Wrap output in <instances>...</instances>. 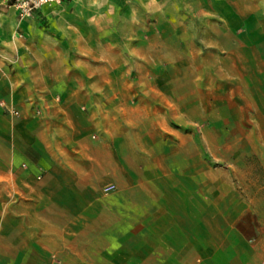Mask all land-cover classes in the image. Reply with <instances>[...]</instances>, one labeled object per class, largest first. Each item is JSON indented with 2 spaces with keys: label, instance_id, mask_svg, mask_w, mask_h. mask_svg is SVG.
Listing matches in <instances>:
<instances>
[{
  "label": "crops",
  "instance_id": "crops-1",
  "mask_svg": "<svg viewBox=\"0 0 264 264\" xmlns=\"http://www.w3.org/2000/svg\"><path fill=\"white\" fill-rule=\"evenodd\" d=\"M13 1L0 0V102L20 112L0 107V264H264V66L237 57L249 64L239 100L229 91L209 103V123L238 112L256 144L246 195L216 197L215 186L201 202L191 179L188 200L168 199L113 148L140 123L124 119L125 104L116 123L105 102L123 93L105 86L121 72L105 75L103 41L89 35L97 15L88 23L73 0L21 20Z\"/></svg>",
  "mask_w": 264,
  "mask_h": 264
},
{
  "label": "rangeland",
  "instance_id": "rangeland-1",
  "mask_svg": "<svg viewBox=\"0 0 264 264\" xmlns=\"http://www.w3.org/2000/svg\"><path fill=\"white\" fill-rule=\"evenodd\" d=\"M80 3L88 23L96 24L91 15L99 20L89 35L103 41L104 58L111 63L105 60V75L121 72L105 80V86L123 93L105 97L113 119L118 123L115 108L125 104L124 119L140 123L122 130L125 144L113 145L136 171V180L161 184L168 199L188 200L191 179L199 185L201 202L213 197L215 186L216 197L245 196L241 172L259 166L256 144L247 140V123H236L238 112L228 123H209V103L229 91L239 100L240 68L249 64L241 65L237 57H254L253 66H264V0ZM217 114L225 113L218 109ZM192 167L197 176L186 174Z\"/></svg>",
  "mask_w": 264,
  "mask_h": 264
},
{
  "label": "built area",
  "instance_id": "built-area-1",
  "mask_svg": "<svg viewBox=\"0 0 264 264\" xmlns=\"http://www.w3.org/2000/svg\"><path fill=\"white\" fill-rule=\"evenodd\" d=\"M73 0H14L13 6L18 11L21 20L34 18L35 14L44 6L62 5ZM0 107L14 116H19L20 112L10 108L4 101L0 102Z\"/></svg>",
  "mask_w": 264,
  "mask_h": 264
}]
</instances>
